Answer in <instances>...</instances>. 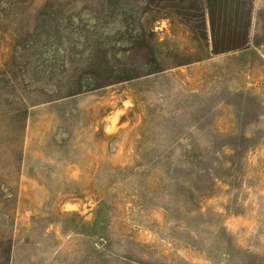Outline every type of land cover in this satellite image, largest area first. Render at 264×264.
I'll list each match as a JSON object with an SVG mask.
<instances>
[{
    "label": "rangeland",
    "instance_id": "rangeland-1",
    "mask_svg": "<svg viewBox=\"0 0 264 264\" xmlns=\"http://www.w3.org/2000/svg\"><path fill=\"white\" fill-rule=\"evenodd\" d=\"M0 264H264V0H0Z\"/></svg>",
    "mask_w": 264,
    "mask_h": 264
}]
</instances>
